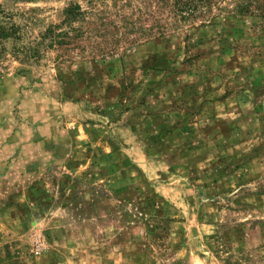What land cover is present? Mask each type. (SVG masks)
I'll list each match as a JSON object with an SVG mask.
<instances>
[{
	"label": "rangeland",
	"instance_id": "rangeland-1",
	"mask_svg": "<svg viewBox=\"0 0 264 264\" xmlns=\"http://www.w3.org/2000/svg\"><path fill=\"white\" fill-rule=\"evenodd\" d=\"M177 1L0 0V264H264V0Z\"/></svg>",
	"mask_w": 264,
	"mask_h": 264
},
{
	"label": "trees",
	"instance_id": "trees-1",
	"mask_svg": "<svg viewBox=\"0 0 264 264\" xmlns=\"http://www.w3.org/2000/svg\"><path fill=\"white\" fill-rule=\"evenodd\" d=\"M192 1L193 3L196 1V0H178L177 2H175L176 6H179V11L180 13L182 14V16L188 18L190 16H194V15H198L195 11L194 8H192L191 4H192ZM201 1H207V2H210V0H201ZM208 13V11H206L205 13H202L201 15L203 14H206ZM204 21H208V19H204ZM1 32V31H0ZM5 33H0V34H3L1 35L2 38L4 37H8V32L4 29Z\"/></svg>",
	"mask_w": 264,
	"mask_h": 264
}]
</instances>
